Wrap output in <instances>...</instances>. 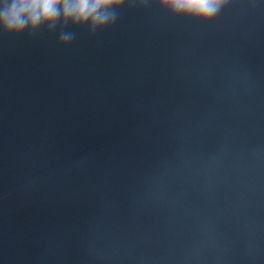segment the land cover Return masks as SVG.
<instances>
[{"label":"water","instance_id":"water-1","mask_svg":"<svg viewBox=\"0 0 264 264\" xmlns=\"http://www.w3.org/2000/svg\"><path fill=\"white\" fill-rule=\"evenodd\" d=\"M119 13L0 33V264H264V0Z\"/></svg>","mask_w":264,"mask_h":264},{"label":"clouds","instance_id":"clouds-1","mask_svg":"<svg viewBox=\"0 0 264 264\" xmlns=\"http://www.w3.org/2000/svg\"><path fill=\"white\" fill-rule=\"evenodd\" d=\"M146 4L147 0H0V33L10 36H35L41 31L55 34L61 46L76 38V28L96 35L119 19L127 5ZM173 17L203 22L216 19L232 0H154Z\"/></svg>","mask_w":264,"mask_h":264}]
</instances>
